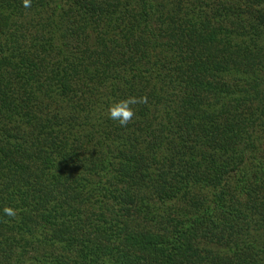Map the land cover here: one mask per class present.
<instances>
[{
    "label": "trees",
    "instance_id": "trees-1",
    "mask_svg": "<svg viewBox=\"0 0 264 264\" xmlns=\"http://www.w3.org/2000/svg\"><path fill=\"white\" fill-rule=\"evenodd\" d=\"M0 264H264V0H0Z\"/></svg>",
    "mask_w": 264,
    "mask_h": 264
},
{
    "label": "clouds",
    "instance_id": "clouds-1",
    "mask_svg": "<svg viewBox=\"0 0 264 264\" xmlns=\"http://www.w3.org/2000/svg\"><path fill=\"white\" fill-rule=\"evenodd\" d=\"M23 6L29 8L31 0H23ZM139 103H146V98L129 96L126 99L113 102L109 108V118L118 122L121 127H126L135 115L133 106ZM4 213L9 217L16 215V212L12 208H5Z\"/></svg>",
    "mask_w": 264,
    "mask_h": 264
}]
</instances>
